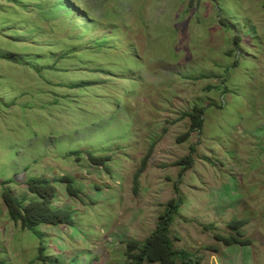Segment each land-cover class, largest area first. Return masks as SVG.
Returning a JSON list of instances; mask_svg holds the SVG:
<instances>
[{
  "label": "rangeland",
  "instance_id": "rangeland-1",
  "mask_svg": "<svg viewBox=\"0 0 264 264\" xmlns=\"http://www.w3.org/2000/svg\"><path fill=\"white\" fill-rule=\"evenodd\" d=\"M39 177L73 227L10 220ZM171 200L174 248L264 264V0H0V264H124ZM232 220L250 245L215 240Z\"/></svg>",
  "mask_w": 264,
  "mask_h": 264
},
{
  "label": "trees",
  "instance_id": "trees-1",
  "mask_svg": "<svg viewBox=\"0 0 264 264\" xmlns=\"http://www.w3.org/2000/svg\"><path fill=\"white\" fill-rule=\"evenodd\" d=\"M203 108L195 106L191 112L184 114L189 120L188 131L177 139L178 143L185 142L191 133L200 131L202 127ZM88 161L96 167H104L110 158H97L90 153H86ZM149 152L142 160L144 167ZM184 169L191 167L192 159L183 158L180 161ZM142 169L137 170L133 176V184L135 188L138 184V177ZM10 181L3 182L8 184ZM58 183L64 184L66 191L70 196H77V192L73 187V180L63 176ZM27 196L23 199H17L10 190L4 189L1 199L6 208L10 220L20 226L21 230L34 232L39 227L50 226H67L73 227V213L68 209L58 208L54 206L56 197V189L51 181L39 177L32 178L25 182ZM180 203V201H179ZM178 214V203L173 200L169 201L165 206L164 213L159 217L155 229L143 240H128L125 242L123 257L124 264H202L203 256L174 248V238L171 234V226L174 217ZM246 225L245 221L232 220L227 224V228L233 233L227 237L215 236V240L229 247L233 245L248 246L250 242L243 239L241 229ZM204 229L210 230L211 227L204 226ZM39 261L41 264L45 261L42 256V249L39 248ZM56 263L60 264L58 259Z\"/></svg>",
  "mask_w": 264,
  "mask_h": 264
}]
</instances>
